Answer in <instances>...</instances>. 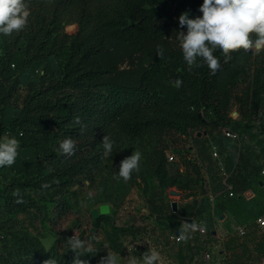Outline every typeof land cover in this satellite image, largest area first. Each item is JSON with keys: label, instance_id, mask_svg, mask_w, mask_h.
Returning <instances> with one entry per match:
<instances>
[{"label": "trees", "instance_id": "1", "mask_svg": "<svg viewBox=\"0 0 264 264\" xmlns=\"http://www.w3.org/2000/svg\"><path fill=\"white\" fill-rule=\"evenodd\" d=\"M179 1L28 0L27 27L9 36L0 34V138L20 141L14 164L0 167V264H44L49 259L72 264L69 236L57 233L56 221L76 203L70 199L73 188L94 186L126 140L146 148L139 166L144 179L165 177L170 156L165 139L176 134H193V147L202 159L211 143L218 145L231 178L235 176V190L259 176L264 165L262 53L241 48L227 59L218 50L215 74L207 65L189 69L177 39V32L186 33L187 28H180L178 18L186 11L194 12L191 19L202 16L203 0H183L180 6ZM72 23L77 29L69 31ZM106 54L114 58L108 67L98 63ZM177 80L182 81L179 87ZM233 106L241 120L229 116ZM75 116L79 124L73 122ZM220 126L242 133L245 146L240 154L229 138L214 135ZM203 129L207 146V138L199 135ZM104 135L113 141L109 157L103 156ZM65 137L77 141L71 157L57 150ZM207 171L212 173L213 167ZM147 203L157 219H174L172 233L180 229L182 218H191L196 206L179 204L175 213L154 197ZM198 211H206V206L201 203ZM207 231L202 236L215 237L212 229ZM123 233L114 228L112 247ZM88 235L95 240L96 234ZM194 235L200 234L192 233L190 239ZM49 236L54 238L47 247L44 239ZM79 238L85 241L78 250L81 259L100 264V245L92 249L83 234ZM243 248L244 264L264 259V239L252 249L245 242ZM147 251L137 250L138 263L145 262Z\"/></svg>", "mask_w": 264, "mask_h": 264}, {"label": "rangeland", "instance_id": "2", "mask_svg": "<svg viewBox=\"0 0 264 264\" xmlns=\"http://www.w3.org/2000/svg\"><path fill=\"white\" fill-rule=\"evenodd\" d=\"M67 29L76 30L77 24L72 23ZM259 58H264V54ZM256 59L257 56H254L253 60ZM98 63L104 67L111 66L114 63L113 54L101 56ZM229 116L233 120H241L237 106H233ZM219 130L220 128H215V136H223ZM192 136L193 134H176L166 137L168 154L175 155L176 159L168 158L164 178L144 179L138 171L134 172L127 182L122 178H115L120 162L135 151L141 153L142 163L147 151L146 148H139L137 143L126 140L120 145L119 152L105 175L99 178L94 186L81 184L77 189L73 188L74 196L70 199L76 200V203L69 213L56 221L57 233H61L63 237H71L74 233H79L78 236L83 234L89 248L94 249L100 245V264L102 257L108 252L117 254L122 259L129 255L138 258L137 250L141 247L147 248L149 255L153 251L159 253V259L154 261V264H226L227 261L244 264L247 260V253L245 254L243 248L245 242L252 249L259 240L264 239V227H259L256 223L259 217L264 218V174L260 172L258 177L249 181L246 188H236L238 196L229 197L221 192L223 175L211 157L209 146L206 157H197L198 147H193ZM203 138L207 137L204 135ZM209 165L213 167L212 173L207 171ZM261 169H264V165L259 170ZM176 175L178 179L174 180ZM231 181L236 183L234 175ZM211 196L215 199L212 200ZM149 197L163 202L168 208L169 205L172 208L174 201L182 206L195 203L191 218L206 228L215 230V237L210 234L206 237L194 235L187 242H174L171 238L174 219H157L148 206ZM104 203L111 205V212L102 215L105 217L95 225L96 219L92 211ZM201 203L206 206V211L202 213L198 211ZM244 226L250 228L245 237L239 234V229ZM93 227L96 228L93 233L96 234L94 241L88 235L92 233ZM115 227L125 230V234L123 233L114 248L109 240ZM53 238L51 236L44 240L47 247L51 245ZM207 249L212 254L209 260L204 258ZM181 256L185 257L184 261ZM253 260L262 264V259L255 257ZM121 264H124V261H121Z\"/></svg>", "mask_w": 264, "mask_h": 264}, {"label": "clouds", "instance_id": "3", "mask_svg": "<svg viewBox=\"0 0 264 264\" xmlns=\"http://www.w3.org/2000/svg\"><path fill=\"white\" fill-rule=\"evenodd\" d=\"M202 16L194 19L188 18V12L179 16L181 29L187 32H177L183 60L189 69L207 65L212 74L219 69L218 58L214 55L218 50L225 58L230 59L233 52L238 49L251 51L255 55L264 53V0H203L199 8ZM28 0H0V34L9 36L23 31L30 17ZM255 35H252V34ZM158 56L163 57V50H158ZM202 62V63H201ZM179 87L182 81L177 80ZM74 123H80V117L75 116ZM83 126L81 132H83ZM103 156L109 157L113 153V141L108 135L102 138ZM20 141L14 136L5 135L0 138V167L12 166L19 154ZM61 155L71 157L77 150V141L72 137H65L59 141L57 149ZM142 155L133 152L120 162L116 179L127 182L134 172L139 171ZM199 228L196 222L184 221L179 229L181 239L187 242L191 234ZM85 241L78 234L66 240V244L75 256L72 264H87L81 259L78 250ZM146 264H154L159 259L156 251L143 256ZM137 264V257L129 255L122 259L117 254H108L102 257L101 264ZM44 264H57L54 259H49Z\"/></svg>", "mask_w": 264, "mask_h": 264}, {"label": "built area", "instance_id": "4", "mask_svg": "<svg viewBox=\"0 0 264 264\" xmlns=\"http://www.w3.org/2000/svg\"><path fill=\"white\" fill-rule=\"evenodd\" d=\"M0 52H1V48H0ZM0 120H1V115H0ZM219 128H220L222 134L224 136H226L227 138H229V140L231 141V144L233 145L234 149L238 152V154H240L241 150L245 146V140L242 137V133L240 131L232 129L229 126H220ZM201 135H205L207 137L208 133H207V131H204L200 134V136ZM209 149H210V154H211L212 159L216 162L218 169L222 172V175H223V179L221 182L222 183V191L221 192L224 194H227L229 197L238 196V194L235 190V184L231 181L232 173L227 170V168L225 166V161L222 158V155H221V152L219 150L218 145L211 143ZM169 159L175 160L176 157H175V155L170 154ZM261 173L264 174V169L261 171ZM211 199L214 200L215 198L213 196H211ZM256 222H257L259 227H264V218L263 217H259L256 220ZM196 223L199 225V228L194 233L200 234V235H206L208 232L207 228L202 223H200L198 221H196ZM249 230H250L249 226H244V227L239 229V234L241 236H245L249 232ZM74 234L79 235V233H74ZM171 238L176 243H180V242L184 241L183 239H181V234L178 235L176 233H172ZM211 255H212L211 251L209 249H207L205 251V255H204L205 260H209L211 258Z\"/></svg>", "mask_w": 264, "mask_h": 264}, {"label": "water", "instance_id": "5", "mask_svg": "<svg viewBox=\"0 0 264 264\" xmlns=\"http://www.w3.org/2000/svg\"><path fill=\"white\" fill-rule=\"evenodd\" d=\"M182 1H183V0H180V1H179V3H178L179 6L182 4ZM193 16H194V12H190V13L188 14V18H189V19H191ZM202 116H203V114H202V113H199V117L202 118ZM200 134H201V133H199V135H200ZM172 210H173V212H175V213H177V212L179 211V204H178L177 201L172 202ZM110 212H111V205H110L109 203H104V204H101V205L99 206L98 209H94V210L92 211V214H93V217H94L95 219H98L100 216L105 215V214H109ZM182 220H183V221H187V222H189V223H192V218H186V217H184V218H182ZM95 230H96V228L93 227V228L91 229V232L94 233ZM216 233H217V232H216L215 230H213V234H216ZM176 234L180 235V231L177 230V231H176Z\"/></svg>", "mask_w": 264, "mask_h": 264}, {"label": "crops", "instance_id": "6", "mask_svg": "<svg viewBox=\"0 0 264 264\" xmlns=\"http://www.w3.org/2000/svg\"><path fill=\"white\" fill-rule=\"evenodd\" d=\"M78 187H79V186H78ZM78 187H76V189H77ZM79 206H80V205H79ZM50 237H51V236H49L48 239H49ZM45 239H47V238H45ZM45 239H44V240H45ZM44 243H45V242H44ZM45 245H46V244H45ZM143 264H145V262H144ZM262 264H264V259H262Z\"/></svg>", "mask_w": 264, "mask_h": 264}]
</instances>
